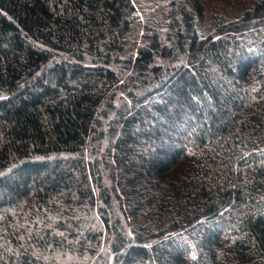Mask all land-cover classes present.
<instances>
[{"label":"trees","instance_id":"obj_1","mask_svg":"<svg viewBox=\"0 0 264 264\" xmlns=\"http://www.w3.org/2000/svg\"><path fill=\"white\" fill-rule=\"evenodd\" d=\"M0 264H264V0H0Z\"/></svg>","mask_w":264,"mask_h":264}]
</instances>
